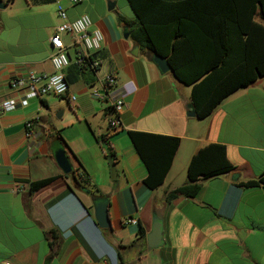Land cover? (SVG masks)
Returning a JSON list of instances; mask_svg holds the SVG:
<instances>
[{
    "label": "crops",
    "instance_id": "0c3cea01",
    "mask_svg": "<svg viewBox=\"0 0 264 264\" xmlns=\"http://www.w3.org/2000/svg\"><path fill=\"white\" fill-rule=\"evenodd\" d=\"M81 3L64 8L67 19L86 13L102 41L94 53L97 68L83 69L68 85L75 100L46 94L0 114V264H264V188L233 183L264 172V75L229 93L207 116L188 115L190 86L170 70L160 72L153 53L129 36L124 21L105 10L89 14ZM36 14L46 18H15L31 25L0 39V98L11 95L10 77L51 71L48 37L60 19L44 8ZM124 19L133 24L134 18ZM255 20L263 22L258 16ZM108 74L116 91L130 89L120 125L113 129L107 125L106 103L88 94ZM32 118L38 120L26 136L24 122ZM128 130L179 138L163 181L153 189L142 182L146 169ZM102 135L113 153L114 178L99 142ZM210 142L225 146L232 170L202 180L193 197L166 199L168 191L187 182L190 157ZM58 147L71 170L86 173L87 192L80 188L54 199L74 184L71 173H62L55 162ZM49 176L56 177L28 191L31 181ZM92 194L103 196L110 228L96 225ZM128 218L136 223L125 222ZM154 218L160 222L161 242L148 247ZM50 228L58 237L48 257L43 233Z\"/></svg>",
    "mask_w": 264,
    "mask_h": 264
},
{
    "label": "trees",
    "instance_id": "16d2710c",
    "mask_svg": "<svg viewBox=\"0 0 264 264\" xmlns=\"http://www.w3.org/2000/svg\"><path fill=\"white\" fill-rule=\"evenodd\" d=\"M11 1L5 0V3ZM126 2L134 16L133 24L119 19L127 26L129 36L141 48L161 55L173 77L190 86L189 105L196 117L207 116L229 93L264 75V0ZM257 15L263 22L255 20ZM94 53L80 66L71 62L66 67L65 80L68 85L83 69L93 71L88 67V62L94 58ZM37 120L32 118L33 123ZM56 133L60 137L58 131ZM126 133L146 169L143 184L149 189L157 187L170 166L179 138L137 130H128ZM99 142L103 155L113 160V153L104 135L99 137ZM232 168L223 144H204L187 163V182L168 191L166 199L178 194L193 197L199 191L202 180L230 172ZM75 171L72 169L70 174L73 186L67 185L54 199L65 193L75 195V190L84 186L86 173L81 170V178ZM55 177L31 181L28 191L37 190ZM233 183L245 187L260 185L264 188V172L256 179L235 180ZM91 196L95 201L103 200L100 194ZM84 208L88 210V207ZM43 234L50 257L58 235L53 228L45 230Z\"/></svg>",
    "mask_w": 264,
    "mask_h": 264
},
{
    "label": "built area",
    "instance_id": "2783aa9c",
    "mask_svg": "<svg viewBox=\"0 0 264 264\" xmlns=\"http://www.w3.org/2000/svg\"><path fill=\"white\" fill-rule=\"evenodd\" d=\"M79 1L68 0L70 4H75ZM55 13L60 22L54 26L48 37V42L52 49L49 55L51 71L48 73L28 71L25 75L10 77L8 87L11 90V95L0 98V114L17 107H24L29 99L39 98L46 94L58 97L66 96L69 101L75 100L73 94H68L65 68L71 62L80 66L91 53L99 50L102 33L98 28H91V20L86 13H81L75 18L68 20L64 8L59 4L56 5ZM70 47L73 49L72 57L68 53V48ZM97 66L98 61L95 58L88 62V67L93 71ZM129 92V88H123L119 91L115 90L112 74H108L99 80L98 87H93L89 91L88 94L92 99L106 103L110 112L109 120H107L109 129L120 125L119 114L124 107V96ZM33 125L32 119H27L24 122L26 136L32 135ZM125 222L135 224L136 220L128 218Z\"/></svg>",
    "mask_w": 264,
    "mask_h": 264
},
{
    "label": "rangeland",
    "instance_id": "374dc122",
    "mask_svg": "<svg viewBox=\"0 0 264 264\" xmlns=\"http://www.w3.org/2000/svg\"><path fill=\"white\" fill-rule=\"evenodd\" d=\"M3 1L5 0H0L1 3H3ZM32 1L33 0H13L4 8H0V26H2V30L0 31L1 40L6 36L5 34L8 31H10L9 33L11 36H16L17 34H19V31L21 32L23 30L24 27H26L27 25H31L28 24L25 20L22 21L21 23H16L17 19L15 18H46L45 15L41 16L39 14H36L37 10H40V8H44L46 12L51 15V18H56L57 16L55 17L56 13L54 12L57 4H59L63 8L70 5L68 0H51L49 3H45L42 5H32L30 4V2ZM80 1L87 6L86 12L89 14H92L95 11V9H97V10H105L106 12H109L110 14L115 16L116 18H122L123 20H125L124 18H134L126 0H114L115 6L112 10H107L106 0H80ZM6 18H12V19H6ZM68 53L70 54L71 57L73 56V49L71 47L68 48ZM48 96L49 95L45 97H47L46 100L50 103L52 102V99H50L52 96L50 97Z\"/></svg>",
    "mask_w": 264,
    "mask_h": 264
},
{
    "label": "water",
    "instance_id": "95a60500",
    "mask_svg": "<svg viewBox=\"0 0 264 264\" xmlns=\"http://www.w3.org/2000/svg\"><path fill=\"white\" fill-rule=\"evenodd\" d=\"M107 10H111L114 6V1L106 0ZM4 4L0 2V8H3ZM122 36L125 38L127 32H123ZM133 54L136 53V48L132 51ZM151 60L156 64L160 72H166L170 70L169 65L166 60L159 54H152ZM188 115H194L193 110H189ZM54 159L57 166L60 168L62 173H71V165L65 156L64 149L58 147L54 151ZM109 175L111 178H114L116 175L115 168L113 165V160L108 156L107 157ZM81 190L85 188L81 187ZM92 214L96 225L101 229L110 228L109 218L107 216L106 204L102 201H94L92 204ZM161 231H160V222L154 218L151 225L150 231L146 235V245L148 247H154L160 244L161 242Z\"/></svg>",
    "mask_w": 264,
    "mask_h": 264
}]
</instances>
